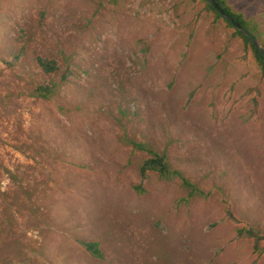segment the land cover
Listing matches in <instances>:
<instances>
[{
  "label": "rangeland",
  "instance_id": "1",
  "mask_svg": "<svg viewBox=\"0 0 264 264\" xmlns=\"http://www.w3.org/2000/svg\"><path fill=\"white\" fill-rule=\"evenodd\" d=\"M116 1L0 0V264H249L224 218L228 200L264 230L252 51L201 0ZM226 1L264 39V0ZM37 54L71 71L48 100L33 94L49 78ZM131 139L166 150L209 197L156 175L136 193L145 153Z\"/></svg>",
  "mask_w": 264,
  "mask_h": 264
},
{
  "label": "trees",
  "instance_id": "2",
  "mask_svg": "<svg viewBox=\"0 0 264 264\" xmlns=\"http://www.w3.org/2000/svg\"><path fill=\"white\" fill-rule=\"evenodd\" d=\"M111 3H116V0H109ZM197 1V0H193ZM204 4V11L213 15L215 22L223 20L228 27L233 28L234 32L232 37L238 38L243 44L244 51L248 53L252 51L257 66L260 71V75L264 78V55L259 48L252 42V40L240 29L236 28L233 24L225 19V17L208 1L201 0ZM219 6L230 15L241 26L248 29L259 41L261 46L264 47V39L261 38L258 29L250 25L249 20L240 12L233 9L226 0H215ZM22 35H26V31L21 32ZM23 52L17 54V59L22 56ZM246 58V56H245ZM66 60V59H64ZM35 62L42 70L45 78L42 83H38L34 89L33 94L43 99H51L59 90L61 84L68 79L70 71L69 65H66L64 73L63 60L55 56L37 54L35 56ZM61 74L59 80L54 79V76ZM262 93L258 86L248 89L244 96L250 98V107L248 110L240 116L243 124H250L253 119L258 117L260 111V97ZM130 144L135 150L145 153L144 158L138 165V174L141 177V182L133 184V190L138 194L146 193L145 181L150 175H156L160 179L169 180L173 178H179L182 186L187 190L189 198H207L209 193H206L197 183L186 177L183 172L174 168L170 161V156L166 150H160L153 147L148 142L129 140ZM225 220L236 224L234 238L236 240H247L251 244L253 259L249 264H259L262 257H264V230L252 226L250 224L242 223V221L235 214L232 206L228 200H225ZM80 244L96 258H103V253L98 242L80 240Z\"/></svg>",
  "mask_w": 264,
  "mask_h": 264
},
{
  "label": "water",
  "instance_id": "3",
  "mask_svg": "<svg viewBox=\"0 0 264 264\" xmlns=\"http://www.w3.org/2000/svg\"><path fill=\"white\" fill-rule=\"evenodd\" d=\"M224 17L227 21H229L231 24H233L236 28L240 29L242 32H244L251 40L252 42L259 48L261 53L264 55V47L261 46L258 39L245 27L241 26L238 22H236L230 15H228L215 0H208Z\"/></svg>",
  "mask_w": 264,
  "mask_h": 264
}]
</instances>
